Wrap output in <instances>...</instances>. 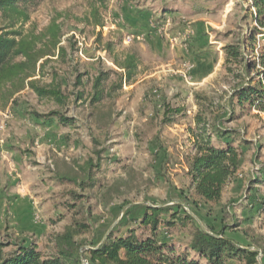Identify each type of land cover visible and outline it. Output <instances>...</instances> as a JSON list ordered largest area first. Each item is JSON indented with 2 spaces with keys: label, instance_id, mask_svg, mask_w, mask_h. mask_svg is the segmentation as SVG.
<instances>
[{
  "label": "rangeland",
  "instance_id": "1",
  "mask_svg": "<svg viewBox=\"0 0 264 264\" xmlns=\"http://www.w3.org/2000/svg\"><path fill=\"white\" fill-rule=\"evenodd\" d=\"M30 13L25 31H41L54 18L64 27L68 59L51 67L60 71L70 100L61 108L26 90L0 110L2 237L33 239L45 253L55 235L84 222L90 229L77 240L86 256L111 234L124 236V224L141 217L145 206L181 205L205 231L210 225L220 233L225 226L226 236L241 245L251 244L245 235L264 245V212L257 213L247 199L255 194L251 181H264V115L238 110L239 118L223 126L236 131L235 147L246 152L242 184L228 186L223 202L211 208L188 204L198 200L186 165L197 96L223 105L230 118L232 80L223 49L252 27L247 17L256 10L248 0H36ZM4 25L0 15V29ZM134 53L138 69L128 82L116 61L124 63ZM106 72L112 73L106 99L94 105V81ZM165 106L182 113L170 123ZM55 110L76 124L39 118ZM91 161L93 189L53 180L62 175L82 181ZM256 189L263 201L264 182ZM73 191L84 199L75 201ZM190 231L177 229L169 239L185 246Z\"/></svg>",
  "mask_w": 264,
  "mask_h": 264
},
{
  "label": "trees",
  "instance_id": "2",
  "mask_svg": "<svg viewBox=\"0 0 264 264\" xmlns=\"http://www.w3.org/2000/svg\"><path fill=\"white\" fill-rule=\"evenodd\" d=\"M35 1L0 0V15L5 22L0 29V110L14 104L17 96L26 90L61 108H65L70 100L63 89L60 71L51 67L55 61L68 59V49L62 45L63 25L54 18L41 31L24 29L31 21L30 9ZM248 2L251 11L256 10L255 16L247 17L252 19V27L246 34L234 35L232 42L223 49L224 67L232 80L230 118L224 117L227 109H223V105L197 96L199 110L194 125L189 129L192 153L186 157L191 189L198 198L188 201V204L196 207L203 204L211 208L221 204L225 189L232 184L240 186L244 180L242 168L246 152L242 146L235 147L240 139L235 135L236 131L223 126L239 118L238 110L264 115V0ZM96 26L104 27L100 21ZM111 47L108 44V48ZM137 62L135 53L127 55L124 63L116 61V66L126 71V81L131 82L138 69ZM111 76V72L100 73L95 79L92 104L104 102ZM82 78L83 75L78 74L75 86H82ZM82 99L83 95H78L77 100ZM164 109L170 123L182 113L181 109L169 106ZM39 118L48 124L54 120L64 126L76 124L61 110ZM92 167L93 161L83 168L82 181L62 175L53 180L61 184H77L81 190H91L95 187ZM263 182L253 179L249 189L255 190V194L247 198L251 208L256 206L255 211L259 214L264 212V200L259 201L256 188ZM70 194L75 201L84 199V195L76 191ZM69 205L71 209L77 208V205ZM124 226L127 228L124 236L111 234L101 245L86 251V256L81 253L83 246L77 240L90 229L84 222H75L63 233L55 235L45 253L33 239L0 235V264H84V260L89 264H260L261 255L264 264V245H259L248 235L245 236L251 244L241 245L226 236L225 226L220 233L210 225L204 231L181 205L145 206L141 217L128 220ZM189 228L187 245L179 247L169 239L175 230ZM139 231L143 235H138Z\"/></svg>",
  "mask_w": 264,
  "mask_h": 264
},
{
  "label": "water",
  "instance_id": "3",
  "mask_svg": "<svg viewBox=\"0 0 264 264\" xmlns=\"http://www.w3.org/2000/svg\"><path fill=\"white\" fill-rule=\"evenodd\" d=\"M200 224H201V223H200ZM201 228L204 230V227L202 226V224H201ZM204 231H205V230H204ZM261 259H262V255L259 257V262H260V264H262Z\"/></svg>",
  "mask_w": 264,
  "mask_h": 264
},
{
  "label": "built area",
  "instance_id": "4",
  "mask_svg": "<svg viewBox=\"0 0 264 264\" xmlns=\"http://www.w3.org/2000/svg\"><path fill=\"white\" fill-rule=\"evenodd\" d=\"M139 39H140V38H139ZM139 39H138V40H139ZM7 116H8V115H7Z\"/></svg>",
  "mask_w": 264,
  "mask_h": 264
}]
</instances>
